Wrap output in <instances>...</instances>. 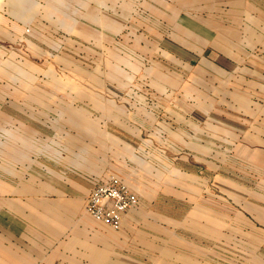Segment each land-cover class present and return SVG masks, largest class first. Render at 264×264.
I'll return each instance as SVG.
<instances>
[{"label": "rangeland", "instance_id": "1", "mask_svg": "<svg viewBox=\"0 0 264 264\" xmlns=\"http://www.w3.org/2000/svg\"><path fill=\"white\" fill-rule=\"evenodd\" d=\"M7 7L21 16L27 2ZM42 10L53 18L38 27L0 20V184L52 168L38 162L62 161L78 134L99 141L103 122L121 125L124 169L106 176L146 202L155 191L139 207L156 226L144 233L171 240L187 264L259 253L264 0H43ZM217 60L231 69L214 70ZM99 224L113 232L103 238L119 231Z\"/></svg>", "mask_w": 264, "mask_h": 264}, {"label": "crops", "instance_id": "2", "mask_svg": "<svg viewBox=\"0 0 264 264\" xmlns=\"http://www.w3.org/2000/svg\"><path fill=\"white\" fill-rule=\"evenodd\" d=\"M26 2L25 13L14 16L7 13V0H0V11H4L0 20L1 16L6 19L8 16L9 20L14 19L26 27H38V23L53 18L44 16L43 0ZM73 19L81 20L82 17ZM29 35L37 43L42 37L39 33ZM226 51L230 50L227 48L219 53ZM213 63L214 70L231 69L219 60ZM121 129V125L103 122L101 140L92 142L84 133L78 134L76 140H69L62 146L66 149L62 161L45 155L38 162L50 164L52 168L37 167L36 171L17 178L11 175L3 178L0 184V264H124L144 260L187 264L190 258L181 250H171V240L165 237L161 240L156 234L141 230L147 227L148 231L151 227L154 232L156 229L155 222L141 223L140 219V208L148 206L149 201L154 202L150 200L155 197L154 190L148 202L143 199L145 192L136 191L140 206L124 214L121 229L111 237L103 238V232H113L85 210L91 190L107 180L106 173L124 169L122 150L130 147V143L124 140ZM258 220L251 222L264 229V221ZM259 239V253L246 256V264H264V236ZM184 241L179 243L183 245Z\"/></svg>", "mask_w": 264, "mask_h": 264}, {"label": "built area", "instance_id": "3", "mask_svg": "<svg viewBox=\"0 0 264 264\" xmlns=\"http://www.w3.org/2000/svg\"><path fill=\"white\" fill-rule=\"evenodd\" d=\"M138 203V195L124 179L110 176L91 190L85 210L95 221L120 230L124 214Z\"/></svg>", "mask_w": 264, "mask_h": 264}]
</instances>
